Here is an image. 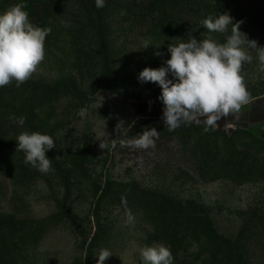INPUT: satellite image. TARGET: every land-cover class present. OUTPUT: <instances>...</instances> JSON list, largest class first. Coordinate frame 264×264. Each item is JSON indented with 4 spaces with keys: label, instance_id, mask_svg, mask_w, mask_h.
I'll list each match as a JSON object with an SVG mask.
<instances>
[{
    "label": "rangeland",
    "instance_id": "obj_1",
    "mask_svg": "<svg viewBox=\"0 0 264 264\" xmlns=\"http://www.w3.org/2000/svg\"><path fill=\"white\" fill-rule=\"evenodd\" d=\"M205 1L213 4L217 0ZM19 2L0 0V12ZM180 2L165 10L182 27L164 23L160 30L150 31L161 23L148 19L147 11L155 0H105L100 9L95 0H26L30 21L50 28L51 33L45 40L44 60L25 83L62 87L67 92L55 101L38 103L33 115L24 109L25 100L16 90L0 95V264H96L102 249L112 254L104 264H142L140 248L157 245L170 249L173 264H226L203 237L198 242L188 237L175 244L155 237L148 221L153 207L131 204L126 209L121 204L120 187L128 184L158 200L202 206L212 230L231 242L251 223L244 246L247 262L264 264L260 232L264 176L254 169L242 184L226 179L204 181L181 141L173 135L161 138L165 128L157 129L159 138L148 150L126 143L143 132H131L140 122L161 120L164 107L158 99L159 86L140 83L138 73L161 67L169 58V44L192 37L211 36L217 42L218 36L221 41L227 38L221 33H191L188 25L202 20L203 11L196 17ZM245 2L258 20H264V0ZM230 16L234 23L240 21ZM65 20L71 21V27L62 26ZM244 24L239 30L258 47L264 46V24ZM145 41L152 46L143 49ZM245 50L252 56L241 70L249 101L212 130L226 137L243 132L244 140L264 144L260 139L264 134V71L259 70L256 54ZM10 115L24 116L25 125L21 128L10 122ZM119 120L128 129L127 136L115 131ZM23 131L53 138L55 148L46 153L52 161L49 173L41 174L24 164V153L16 151L15 141ZM104 133L111 143L103 151L98 145ZM256 147L250 154L258 167L264 152ZM127 211L135 217L131 224L126 223Z\"/></svg>",
    "mask_w": 264,
    "mask_h": 264
},
{
    "label": "clouds",
    "instance_id": "obj_2",
    "mask_svg": "<svg viewBox=\"0 0 264 264\" xmlns=\"http://www.w3.org/2000/svg\"><path fill=\"white\" fill-rule=\"evenodd\" d=\"M105 6V0H95L97 9ZM26 0H20L0 12V88L15 82L16 87L24 84L44 60V44L51 33L48 27H39L29 19ZM62 26L71 27V21H62ZM243 21L233 22L228 14L209 15L200 24L209 33L224 34L231 25V34L225 42L218 43L211 36L205 39L192 37L187 42L167 46L169 58L159 68H144L137 76L140 83L153 82L161 89L158 99L164 105L161 121L169 132L188 126L193 122L203 125L206 133L222 118L238 114L249 101L250 93L241 75L242 66L252 60L245 49L254 52L259 70L264 71V46H257L246 33L239 30ZM152 46L145 41L143 49ZM155 55H161L156 52ZM203 118V119H201ZM9 121L19 127L25 125L24 116L10 115ZM115 131L128 134L124 121L119 120ZM159 132L156 128L144 130L127 140V146L141 150L155 147ZM16 151L24 153V164L41 174L52 170V161L46 153L55 148L53 138L39 132H20L16 137ZM111 140L104 133L98 147L109 148ZM114 147V144H111ZM121 204L127 209V196H121ZM135 217L126 212V223ZM142 264H173V256L163 245L143 246L139 250ZM96 264L112 256L107 249L96 255Z\"/></svg>",
    "mask_w": 264,
    "mask_h": 264
},
{
    "label": "trees",
    "instance_id": "obj_3",
    "mask_svg": "<svg viewBox=\"0 0 264 264\" xmlns=\"http://www.w3.org/2000/svg\"><path fill=\"white\" fill-rule=\"evenodd\" d=\"M179 1L189 8L190 14L196 17L203 11L205 16H215L217 14L229 13L234 17H239L241 24H252L257 27L264 24V20H258L256 13L248 10L245 5V0H217L211 4L205 0H155L153 8L148 10L150 15L148 19L153 22L161 23L151 26L149 30L161 29L164 23H172L181 26L180 20H177L173 14L167 13L165 6L176 5ZM255 1V0H253ZM259 1V0H257ZM263 1V0H260ZM197 14V15H196ZM203 18V19H204ZM200 20L191 21L188 25V30L191 33H203L208 35V31L202 27ZM167 21V22H165ZM163 22V23H162ZM245 25V24H244ZM159 31L156 30V33ZM231 34V25L228 26V31L224 36ZM222 36H218V43ZM16 90L18 94L24 98L25 107L30 115H33L34 107L40 102H50L64 96L67 89L62 87H44L32 83H24L20 87L15 86V82L1 88L0 95ZM161 126V127H160ZM151 127L160 129L164 128L161 120H147L140 122L133 127L131 132H141ZM173 135L178 142L181 141L182 146L191 153L196 166V171L199 177L207 182L215 179H226L236 184L245 183L249 175L254 173V169L264 176V144L258 140H244L243 132H236L230 137H226L219 131L210 129L208 132L203 131V125H198L193 122L188 126L181 127L175 132H169L167 128L163 129L161 138H168ZM248 138V135L246 134ZM250 139V138H249ZM256 143V144H254ZM190 146V148H188ZM259 146V153L263 154L258 167L253 165L254 155L250 151L256 150ZM258 152V150H257ZM255 167V168H254ZM122 195L127 196V205H144L147 208L153 207V212L148 216V221L153 225V233L158 239L165 243H180L187 241L205 240L207 247L212 249L217 256L221 257L226 264H248L244 246L249 239L251 223L241 229L238 238L235 242H231L218 236L211 227L208 213L205 208L193 202H186L183 206L177 203H171L159 199L155 195L142 191L135 187L134 184L122 185ZM117 193H120L117 191ZM251 228V227H250ZM261 234L264 236V222ZM203 237V239H202ZM198 242V241H197Z\"/></svg>",
    "mask_w": 264,
    "mask_h": 264
},
{
    "label": "water",
    "instance_id": "obj_4",
    "mask_svg": "<svg viewBox=\"0 0 264 264\" xmlns=\"http://www.w3.org/2000/svg\"><path fill=\"white\" fill-rule=\"evenodd\" d=\"M260 139L264 142V134L260 135Z\"/></svg>",
    "mask_w": 264,
    "mask_h": 264
}]
</instances>
